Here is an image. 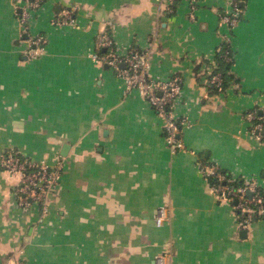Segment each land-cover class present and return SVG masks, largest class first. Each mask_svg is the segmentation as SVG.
I'll return each mask as SVG.
<instances>
[{
    "label": "crops",
    "instance_id": "1",
    "mask_svg": "<svg viewBox=\"0 0 264 264\" xmlns=\"http://www.w3.org/2000/svg\"><path fill=\"white\" fill-rule=\"evenodd\" d=\"M241 2L231 29L226 0H195L194 18L188 0H0V154L63 164L44 214L16 202L17 177L0 166V264H264V215L242 228L201 170L264 190V130L246 117L264 115V0ZM65 8L74 21L58 25ZM100 33L120 54L142 50L148 77H182V148L171 152L164 118L93 59ZM225 36L236 81L214 94L206 75Z\"/></svg>",
    "mask_w": 264,
    "mask_h": 264
},
{
    "label": "built area",
    "instance_id": "2",
    "mask_svg": "<svg viewBox=\"0 0 264 264\" xmlns=\"http://www.w3.org/2000/svg\"><path fill=\"white\" fill-rule=\"evenodd\" d=\"M226 1L228 8L220 16V24H225L232 29L242 15L241 0ZM32 4L35 6L38 2ZM188 4L189 17L194 18L195 0H188ZM72 12L71 8L63 9L54 22L58 25L73 22ZM18 18L26 28L27 11H21ZM225 37L224 42L229 44L230 36ZM28 41V53L33 55L43 50L46 38L38 35L35 38H29ZM94 49L92 57L95 61L102 59L122 78L126 90L137 89L156 112L164 118L165 140L170 151L175 152L182 148L183 144L179 138L180 119L174 113V103L181 92L182 77L173 75L163 80H154L148 77L149 61L146 54L136 47L130 48L125 54H120L114 39L106 33L97 35ZM102 49L105 50L103 54L99 53ZM225 52L227 53L228 50ZM206 82L218 86L221 83L220 75L216 73L209 79L206 77ZM246 117L249 121L254 120L256 118L255 111L247 112ZM261 129L262 122H257L252 127V131L256 134ZM0 166L9 174L17 177V185L14 188L16 202L21 207H29L32 203L39 204L43 214L46 213V198L58 184L63 164L61 162L49 164L45 161H34L22 155L18 150L8 149L0 154ZM201 170L206 177L215 178L216 182L210 186L220 199L234 200V208L242 228H247L256 216L264 215V194L258 190L259 185L254 180H245L243 184L235 186L231 184L233 179L226 177L213 164H205ZM155 221L157 225H161L163 221L162 209L155 216Z\"/></svg>",
    "mask_w": 264,
    "mask_h": 264
},
{
    "label": "trees",
    "instance_id": "3",
    "mask_svg": "<svg viewBox=\"0 0 264 264\" xmlns=\"http://www.w3.org/2000/svg\"><path fill=\"white\" fill-rule=\"evenodd\" d=\"M228 52L226 53L225 51ZM233 53H232V48L228 43L223 42L219 49L215 52L214 57H213V62L211 63L212 65V69L209 70V72L207 73L206 77L207 79L211 78L212 75L218 73L220 75L221 78V83L220 85H215V84H210L207 83L208 87L210 88V92L211 93H219V92H223L226 87L228 86L229 82H233L236 81L233 74L230 72V67H231V62H232V57ZM181 87H182V83H181ZM168 108H170L168 106ZM255 114H256V118L254 120H252L251 123V128L253 127V125L257 122H262V129L264 130V115H260V113H258V111L254 110ZM260 134V131H259ZM164 135H165V131H164ZM258 135V134H256ZM261 138L264 139V131L263 133H261ZM260 139V137H259ZM220 171L222 173L225 174L226 177H231L229 174H227L225 171L221 170ZM208 181L210 184H214L216 182L215 178L212 176H208ZM245 182V180L243 178H236L234 179L231 184L232 185H240L243 184ZM258 190H260L262 192V194H264V190L259 186ZM256 217H260V216H256Z\"/></svg>",
    "mask_w": 264,
    "mask_h": 264
},
{
    "label": "water",
    "instance_id": "4",
    "mask_svg": "<svg viewBox=\"0 0 264 264\" xmlns=\"http://www.w3.org/2000/svg\"><path fill=\"white\" fill-rule=\"evenodd\" d=\"M242 3V2H241ZM66 148H67V145L65 144V145H63V148H62V153H64V150H66Z\"/></svg>",
    "mask_w": 264,
    "mask_h": 264
},
{
    "label": "rangeland",
    "instance_id": "5",
    "mask_svg": "<svg viewBox=\"0 0 264 264\" xmlns=\"http://www.w3.org/2000/svg\"><path fill=\"white\" fill-rule=\"evenodd\" d=\"M231 37V36H230Z\"/></svg>",
    "mask_w": 264,
    "mask_h": 264
}]
</instances>
